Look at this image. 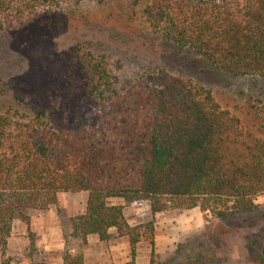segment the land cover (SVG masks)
<instances>
[{"label":"trees","instance_id":"obj_1","mask_svg":"<svg viewBox=\"0 0 264 264\" xmlns=\"http://www.w3.org/2000/svg\"><path fill=\"white\" fill-rule=\"evenodd\" d=\"M84 1L0 0V32L76 13ZM127 6L128 25H147L232 79L264 84V0H132ZM86 60L82 77L72 74L64 85L72 98L65 93L51 108L0 113L3 250L17 219L29 227L28 212L48 211L61 194L88 196L85 213L72 220V238L83 247L91 236L110 241L114 230L127 240L132 260L149 242L151 264L154 222L131 226L114 200L147 203L153 215L199 209L219 221L257 212L264 197V98L250 100L255 132L199 82L155 69L121 91L106 57ZM262 243L252 240L255 247ZM63 263L84 264V255L67 252ZM252 264H264V254H254Z\"/></svg>","mask_w":264,"mask_h":264},{"label":"rangeland","instance_id":"obj_2","mask_svg":"<svg viewBox=\"0 0 264 264\" xmlns=\"http://www.w3.org/2000/svg\"><path fill=\"white\" fill-rule=\"evenodd\" d=\"M131 2L86 0L76 13L35 20L20 31L0 32V113L11 108L21 112L51 108L65 93L72 98L64 85L72 74L82 77L86 57L92 54L108 59L121 91L145 72L161 69L201 83L222 109L256 132L248 108L250 100L264 98V84L232 79L193 52L180 51L147 25H128L122 16ZM87 198L85 193L61 194L48 211L28 212L29 227L17 219L6 248L0 246V264H64L67 252L83 254L84 264H151L149 242L138 246L132 260L127 240L114 230L105 243L91 236L83 247L72 238V220L85 213ZM112 203L124 206L131 226L154 222V264H252L254 254H264L263 243L252 245V240L261 243L264 238V197L257 200L254 215L230 221L212 219L199 209L153 215L147 203ZM254 218L257 222L250 225Z\"/></svg>","mask_w":264,"mask_h":264},{"label":"crops","instance_id":"obj_3","mask_svg":"<svg viewBox=\"0 0 264 264\" xmlns=\"http://www.w3.org/2000/svg\"><path fill=\"white\" fill-rule=\"evenodd\" d=\"M192 211H196V209L195 210H192Z\"/></svg>","mask_w":264,"mask_h":264}]
</instances>
